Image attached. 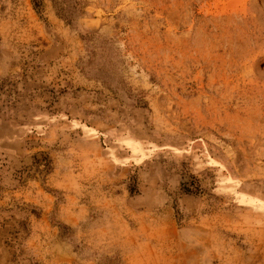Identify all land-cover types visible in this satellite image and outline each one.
I'll return each instance as SVG.
<instances>
[{
  "label": "rangeland",
  "instance_id": "rangeland-1",
  "mask_svg": "<svg viewBox=\"0 0 264 264\" xmlns=\"http://www.w3.org/2000/svg\"><path fill=\"white\" fill-rule=\"evenodd\" d=\"M0 264H264V0H0Z\"/></svg>",
  "mask_w": 264,
  "mask_h": 264
}]
</instances>
